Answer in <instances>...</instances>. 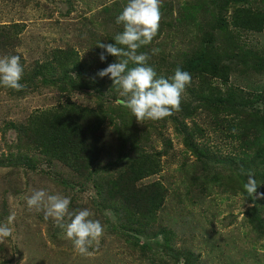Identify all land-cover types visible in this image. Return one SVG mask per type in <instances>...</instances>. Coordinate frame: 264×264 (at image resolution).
<instances>
[{
	"label": "rangeland",
	"instance_id": "1",
	"mask_svg": "<svg viewBox=\"0 0 264 264\" xmlns=\"http://www.w3.org/2000/svg\"><path fill=\"white\" fill-rule=\"evenodd\" d=\"M127 3L0 0V57H21L25 85H0V224L16 215L12 235L0 242V264H264V31L248 23L264 18V0H161L157 36L138 54L148 55L157 77L179 67L191 83L180 111L142 123L111 78L98 75L119 62L97 46H115ZM60 52L73 54L78 74L56 73ZM200 54L228 80L192 68L189 60ZM70 102L104 122L95 163L79 173L42 155L20 129L32 112ZM142 155L158 161L156 173L135 184L162 185L154 212L112 184L122 174L127 181V168ZM249 172L256 197L244 189ZM36 190L69 197L73 214L90 210L104 228L99 244L76 251L52 218L29 209Z\"/></svg>",
	"mask_w": 264,
	"mask_h": 264
},
{
	"label": "clouds",
	"instance_id": "2",
	"mask_svg": "<svg viewBox=\"0 0 264 264\" xmlns=\"http://www.w3.org/2000/svg\"><path fill=\"white\" fill-rule=\"evenodd\" d=\"M161 19V0H128L116 20L117 24L123 25V31L116 35L115 46L102 42L97 46L119 61L100 70L98 75L111 78L120 96L125 98L123 106L140 123L146 119L161 120L180 111L182 94L191 83V74L179 67L170 78L157 77L156 71L146 66L148 55L138 54L140 48L150 45L157 36ZM158 51L153 49V54ZM106 58L101 53L100 60L105 61ZM130 62L135 66L129 67ZM23 74L19 55L0 57V85L22 91L25 87L20 82ZM257 188L254 175L249 172L244 189L249 196L256 197ZM260 198H264V194H260ZM70 203L69 197L48 194L44 190H36L27 198L30 210H43L45 219L52 218L58 227L65 230L64 236L72 241L74 249L85 254L94 244H99L104 228L98 220L90 218L92 213L88 209L78 210L75 214L69 212ZM65 217L70 222H65ZM15 219L13 212L7 217L6 223L0 224V242L12 235L10 225Z\"/></svg>",
	"mask_w": 264,
	"mask_h": 264
},
{
	"label": "trees",
	"instance_id": "3",
	"mask_svg": "<svg viewBox=\"0 0 264 264\" xmlns=\"http://www.w3.org/2000/svg\"><path fill=\"white\" fill-rule=\"evenodd\" d=\"M197 9H193L190 13L192 15L188 17L193 18L195 16L193 11ZM252 18L253 20L248 23L252 24L255 30L264 31L262 15L256 14ZM72 57L73 54L70 52H60L56 62L60 64L61 71L56 72L57 74L67 76L69 70H78L79 62ZM184 60L187 61V58ZM189 61L192 68L201 70L202 73L213 75L224 82L228 80L225 69L210 68L203 64L206 62L204 54ZM78 72L80 70L77 74ZM103 123V119L94 109L80 107L70 102L32 112L27 120V126L20 125V129L27 139L32 140L33 145L39 146L42 155L79 173L82 169H90L95 163L92 155L96 156L97 145H100L98 134ZM90 141L93 144H90ZM132 161L127 168L128 180L122 181V174L112 184L117 189L125 187L122 194L131 195L137 202L144 203L148 212L157 211L163 203L162 185L156 182L145 187H135L136 183L156 173L158 170L156 156L142 155Z\"/></svg>",
	"mask_w": 264,
	"mask_h": 264
}]
</instances>
